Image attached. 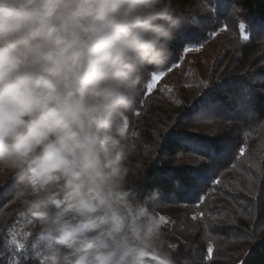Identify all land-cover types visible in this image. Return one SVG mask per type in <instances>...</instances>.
<instances>
[{
  "label": "clouds",
  "instance_id": "clouds-1",
  "mask_svg": "<svg viewBox=\"0 0 264 264\" xmlns=\"http://www.w3.org/2000/svg\"><path fill=\"white\" fill-rule=\"evenodd\" d=\"M191 19L177 0H0V188L43 264H176L129 116Z\"/></svg>",
  "mask_w": 264,
  "mask_h": 264
},
{
  "label": "trees",
  "instance_id": "trees-1",
  "mask_svg": "<svg viewBox=\"0 0 264 264\" xmlns=\"http://www.w3.org/2000/svg\"><path fill=\"white\" fill-rule=\"evenodd\" d=\"M177 2L190 25L129 116L137 191L159 188L160 247L176 264H264V0ZM202 92L208 107L194 112ZM2 189L0 264H43L32 220L10 199L13 184Z\"/></svg>",
  "mask_w": 264,
  "mask_h": 264
},
{
  "label": "snow or ice",
  "instance_id": "snow-or-ice-1",
  "mask_svg": "<svg viewBox=\"0 0 264 264\" xmlns=\"http://www.w3.org/2000/svg\"><path fill=\"white\" fill-rule=\"evenodd\" d=\"M207 2L209 4H211V0H207ZM238 11V10H236ZM208 15H211L210 12L206 13ZM187 50V49H186ZM160 74L157 73L156 76H153L151 79H150V82L147 83V85L145 86V88L143 89V92H151L153 87L151 86L152 84V81L154 80L155 77H159ZM207 87V86H205ZM208 91H210V88L208 89ZM143 92H142V95H143ZM252 95V93L250 92H247V93H242L240 98H239V104L241 106V109L242 110H245V100L250 97ZM208 107V103H207V95L206 93L202 92L201 95L199 96L198 100H194L193 101V104H192V109L194 112H203L206 108ZM136 115H139V112L136 113ZM262 128H264V125H261ZM165 131H167V127L165 128ZM153 134L154 136L156 137V139H160V136H159V133H157L155 130H153ZM248 134L245 133V136H247ZM133 137H139V133L138 132H135V134L133 135ZM242 151V150H241ZM210 153L208 152H204L202 154V157L201 158H204V157H207L209 156ZM219 171V169L217 168H213L212 172H213V175L215 176L217 174V172ZM220 175H223V173H219ZM215 183V181H213ZM3 192H4V189L0 188V196L3 195ZM3 203V200L0 199V204ZM229 223H232L233 221H228ZM0 258H3L2 256H0Z\"/></svg>",
  "mask_w": 264,
  "mask_h": 264
},
{
  "label": "rangeland",
  "instance_id": "rangeland-1",
  "mask_svg": "<svg viewBox=\"0 0 264 264\" xmlns=\"http://www.w3.org/2000/svg\"><path fill=\"white\" fill-rule=\"evenodd\" d=\"M157 79H158V77H155L154 80L152 81V84H151L152 87H154V84L157 81Z\"/></svg>",
  "mask_w": 264,
  "mask_h": 264
}]
</instances>
